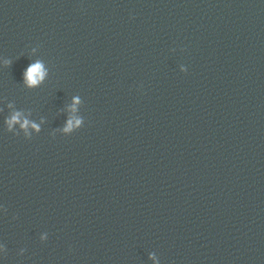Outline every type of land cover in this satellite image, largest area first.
Here are the masks:
<instances>
[{"label":"clouds","instance_id":"1","mask_svg":"<svg viewBox=\"0 0 264 264\" xmlns=\"http://www.w3.org/2000/svg\"><path fill=\"white\" fill-rule=\"evenodd\" d=\"M44 75L45 72L43 70V65L40 62H36L30 65L24 73L25 81L30 86L37 85L43 79ZM16 118L17 117H13V120H15Z\"/></svg>","mask_w":264,"mask_h":264}]
</instances>
